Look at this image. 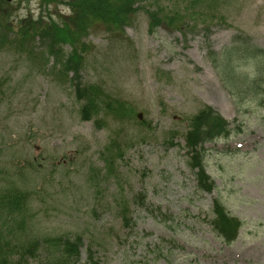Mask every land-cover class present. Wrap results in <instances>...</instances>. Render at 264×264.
Listing matches in <instances>:
<instances>
[{"label": "rangeland", "instance_id": "obj_1", "mask_svg": "<svg viewBox=\"0 0 264 264\" xmlns=\"http://www.w3.org/2000/svg\"><path fill=\"white\" fill-rule=\"evenodd\" d=\"M76 1L0 0V24L34 29L32 53L0 37V190L30 196L29 222L14 236L41 247L26 264H73L58 240L78 237L76 264L90 255L99 264H264V81L263 98L237 97L219 60L238 36L264 49V0H139L122 31L93 26L79 77L135 114L116 119L101 105L90 121L63 70L73 42L49 46L52 25L79 31ZM154 20L164 25L156 32ZM245 64L242 76L254 77ZM207 107L234 131L204 146L210 194L198 189L185 142ZM215 202L244 224L231 246L213 231Z\"/></svg>", "mask_w": 264, "mask_h": 264}, {"label": "trees", "instance_id": "obj_2", "mask_svg": "<svg viewBox=\"0 0 264 264\" xmlns=\"http://www.w3.org/2000/svg\"><path fill=\"white\" fill-rule=\"evenodd\" d=\"M138 1L78 0L76 4L72 3V12L76 16L79 31L70 33L69 29L61 28L55 23L50 28L55 32L50 36L51 44L49 46L52 47L54 45L64 44L65 42H73L72 44L75 47V52L63 64V70L66 73H74L70 81L78 101L83 103L81 117L85 121H90L94 116L100 114L101 105L107 115L116 119H123L126 116L132 117L135 114V110L128 103L108 96L102 87L85 84L79 77L80 70L77 68V65H79L77 63H79L80 55L87 52V45L82 41L83 35L95 25L106 28L112 34L122 31L129 16L133 14L134 3ZM4 16H6V13L1 5L0 18ZM172 19L170 18V23ZM22 23L28 24L31 22L30 20H24ZM160 23L161 21L158 20L152 21L154 28H158ZM11 26L13 25L9 23L0 24V37L2 39L7 38L4 39L5 41L10 38L9 35H15L16 39L13 42L18 46L20 52L28 51L32 53L34 41L32 30L34 29L31 30L30 26L26 27L21 25L20 29L22 31L18 34L11 32ZM77 47L80 49L79 51ZM218 56L219 54H210V59L215 66L219 62L216 60ZM220 56L221 59L219 60L223 61L222 72L226 85L236 90L235 94L237 97L254 96L256 94V98L259 99L261 95H258V92L263 88L264 81V50L258 46L249 45L242 37L238 36L231 46L221 52ZM245 61L254 63V77H250L249 75L242 76L243 66H246ZM240 83L241 85L236 89L232 86H237ZM260 98H263V96ZM238 130L241 129L239 128ZM233 133L231 124L209 107L200 111L198 115L192 118L189 131L185 136V141L189 155L188 165L196 176L198 188L201 191L211 193L215 188L214 182L206 173L204 165L205 143L213 142L220 137L228 138ZM30 205V196L26 191L18 187L0 190V264H26L30 259L36 258L40 251L41 245L38 240L31 239L27 236L19 240L14 236L16 233L25 231L29 222ZM213 215L214 219L211 224L214 232L228 245L233 244L238 239L239 232L243 228V223L228 213L225 207L219 202H215ZM125 223L126 226L130 225V221L127 219ZM58 241L64 246L65 259L72 260L73 264L79 262L81 257L80 248L83 245L81 237H78L74 241L62 239ZM89 264L99 263L90 255Z\"/></svg>", "mask_w": 264, "mask_h": 264}, {"label": "water", "instance_id": "obj_3", "mask_svg": "<svg viewBox=\"0 0 264 264\" xmlns=\"http://www.w3.org/2000/svg\"><path fill=\"white\" fill-rule=\"evenodd\" d=\"M141 117V116H140Z\"/></svg>", "mask_w": 264, "mask_h": 264}]
</instances>
